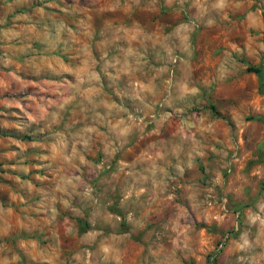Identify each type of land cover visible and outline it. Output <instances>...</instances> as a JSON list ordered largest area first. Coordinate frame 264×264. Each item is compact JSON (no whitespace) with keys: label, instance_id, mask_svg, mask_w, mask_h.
I'll list each match as a JSON object with an SVG mask.
<instances>
[{"label":"rangeland","instance_id":"obj_1","mask_svg":"<svg viewBox=\"0 0 264 264\" xmlns=\"http://www.w3.org/2000/svg\"><path fill=\"white\" fill-rule=\"evenodd\" d=\"M0 264H264V0H0Z\"/></svg>","mask_w":264,"mask_h":264},{"label":"trees","instance_id":"obj_2","mask_svg":"<svg viewBox=\"0 0 264 264\" xmlns=\"http://www.w3.org/2000/svg\"><path fill=\"white\" fill-rule=\"evenodd\" d=\"M248 71H251V72H254V73H256V74H258L260 71L258 70V69H256V70H248ZM263 82L261 81V84H262Z\"/></svg>","mask_w":264,"mask_h":264}]
</instances>
